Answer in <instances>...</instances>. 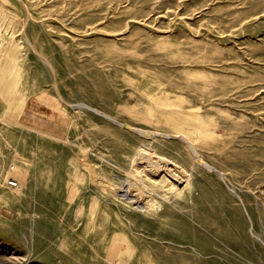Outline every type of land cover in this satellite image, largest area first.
Wrapping results in <instances>:
<instances>
[{
    "label": "rangeland",
    "instance_id": "obj_1",
    "mask_svg": "<svg viewBox=\"0 0 264 264\" xmlns=\"http://www.w3.org/2000/svg\"><path fill=\"white\" fill-rule=\"evenodd\" d=\"M0 264H264V0H0Z\"/></svg>",
    "mask_w": 264,
    "mask_h": 264
},
{
    "label": "bare ground",
    "instance_id": "obj_2",
    "mask_svg": "<svg viewBox=\"0 0 264 264\" xmlns=\"http://www.w3.org/2000/svg\"><path fill=\"white\" fill-rule=\"evenodd\" d=\"M15 80V82H14V84H13V89H12V96H11V98H10V104H13V108H14V113H16L17 111H18V113L20 114L21 113V111L23 110V108H24V105L26 104V100H27V98L28 97H25L24 95H22V93L21 92H18V91H16V79H14ZM18 83V82H17ZM11 84V83H10ZM158 91V90H157ZM163 92V91H162ZM155 97V96H154ZM154 97H151V99H154ZM182 97V96H181ZM180 97V98H181ZM178 99V98H177ZM182 99V98H181ZM177 101V100H176ZM171 102V101H170ZM174 102V101H173ZM172 103V102H171ZM175 103V102H174ZM177 103V102H176ZM179 103V102H178ZM169 104L170 103H166L165 105L168 107L169 106ZM164 107V109H165V106H163ZM173 107V106H172ZM175 107H177V106H175ZM178 108V107H177ZM12 109V108H11ZM172 109V108H171ZM181 109V108H180ZM179 110V109H178ZM181 111V110H180ZM163 112V113H162ZM161 113L162 114H164V113H166V114H171L172 112L171 111H167V110H165V111H161ZM175 113V112H174ZM183 113V112H182ZM18 114V115H19ZM188 114V113H187ZM14 115H16V114H14ZM18 115H16V116H18ZM177 115V114H176ZM178 115H180L179 113H178ZM167 117V116H166ZM174 117V116H173ZM172 117V118H173ZM179 117V116H178ZM190 117V116H189ZM5 118V117H4ZM17 118V117H16ZM12 119V118H11ZM169 119V118H168ZM180 119V118H179ZM18 120V119H17ZM16 120V121H17ZM170 120V119H169ZM173 121H174V119H173ZM187 121V120H186ZM189 121V120H188ZM184 122V121H183ZM190 122V121H189ZM194 122L195 123H191L192 125H194L193 127H191L194 131L196 130V129H200L201 130V128L202 127H204V122L202 121H200V118L199 117H196L195 118V120H194ZM187 123V122H186ZM185 123V124H186ZM19 124V123H18ZM21 124H23V122L21 123ZM23 126H25V124L23 125ZM27 126V125H26ZM26 126H25V128H26ZM31 126V125H30ZM183 126V125H182ZM186 126V125H185ZM29 127V126H28ZM31 128V127H30ZM34 128V127H33ZM200 130H198L199 132H201ZM34 131V130H33ZM40 131V133L42 132V133H44V134H46V135H48V136H54V135H52V134H50V133H48V132H43V131H41V130H39ZM38 131V132H39ZM144 132V131H143ZM187 133V132H186ZM189 133V132H188ZM195 133H196V131H195ZM152 134V133H151ZM198 134V133H197ZM152 135H156V134H152ZM201 135V134H200ZM56 136V135H55ZM55 136H54V138H55ZM147 136V135H146ZM148 137H150L149 135H148ZM153 138V137H152ZM58 139V138H57ZM138 151V150H137ZM144 151V150H143ZM141 153V152H140ZM141 156V155H140ZM136 157V156H135ZM142 157H144V155L142 156ZM157 157H159V156H157ZM141 158V157H140ZM142 159V158H141ZM147 160H148V158H147ZM158 160V159H157ZM157 160H156V162H157ZM138 161V160H137ZM136 161V162H137ZM142 161V160H141ZM160 161V160H159ZM134 162H135V160H134ZM161 162H162V164H163V162L164 161H162V157H161ZM86 165H88V167L89 166H91V163H88V162H84ZM133 163V162H132ZM142 163V162H141ZM170 164V163H169ZM168 163H165V164H163V165H157L156 164V166H154V167H152V169L153 170H151L150 169V172H152V175H147L148 176V178L150 179V180H153V181H155V182H157V181H159L158 180V178H154L153 177V175H155V173H156V171H158V170H160V172H161V170H164L165 171V174L167 175L163 180H164V182H166V184H168L169 185V187H174V183H172L171 182V180H170V178L172 177V176H174V178H175V176H179V175H182V168H180V167H177V166H175V164H173V166L171 165H169ZM137 165V164H136ZM135 165V166H136ZM141 165V164H140ZM155 165V164H154ZM167 166V167H166ZM142 167H143V165H142ZM141 167V168H142ZM144 168H145V166H144ZM149 169V168H148ZM121 170V169H120ZM137 170V169H136ZM143 170V169H142ZM138 171V170H137ZM185 171V170H184ZM140 172V171H139ZM142 173V172H141ZM162 173V172H161ZM185 173V172H184ZM142 174H145V172L144 173H142ZM146 174H148V173H146ZM157 174V173H156ZM187 174V173H186ZM185 174V175H186ZM141 174H139V176H140ZM161 176V175H160ZM159 176V177H160ZM144 177H146V176H144ZM180 177V176H179ZM182 178H183V176H181ZM188 177V176H187ZM173 178V177H172ZM178 179V178H177ZM129 180V179H128ZM162 180V179H161ZM96 181H97V183H98V185L101 187V188H103L104 190H107V191H109V192H115L116 191V189H117V187L119 186H117V184H115V183H113L112 181H110V180H108V179H106V178H104V177H96ZM130 181V180H129ZM148 181V180H147ZM126 182H128L127 180H126ZM160 182V181H159ZM164 182H163V184H164ZM178 182V181H177ZM122 183V182H121ZM160 184V183H159ZM178 184V183H177ZM140 185V184H139ZM145 185V184H144ZM152 185V184H151ZM123 186V185H122ZM146 186V185H145ZM144 186V187H145ZM154 186V185H153ZM153 186H151V188L153 187ZM131 184H128L127 183V185H125L124 186V188H123V196L124 195H126V196H128V198H130V199H132V201L133 202H139L140 201V199L142 198V196L144 195V193H143V189L141 190V188L140 187H138V186H136L135 187V189H133V190H131ZM134 187V186H133ZM147 187V186H146ZM160 187V186H159ZM165 187V186H164ZM143 188V187H142ZM150 188V189H151ZM156 188V187H155ZM168 188V187H167ZM147 190V189H146ZM169 190H170V188H169ZM148 191H150V190H148ZM151 192V191H150ZM161 192V191H160ZM163 195V194H162ZM120 196H122V195H120ZM125 197V196H124ZM146 197V196H145ZM151 198V197H150ZM145 200V199H144ZM129 202H131V201H129ZM147 202V206H149V205H152V202H150V200L148 201H146ZM142 203V202H141ZM153 204H154V202H153ZM123 240V238L122 237H120V236H114V239H113V248H115V249H117V250H119V249H121L122 248V243L121 242H124V241H122Z\"/></svg>",
    "mask_w": 264,
    "mask_h": 264
},
{
    "label": "built area",
    "instance_id": "obj_3",
    "mask_svg": "<svg viewBox=\"0 0 264 264\" xmlns=\"http://www.w3.org/2000/svg\"><path fill=\"white\" fill-rule=\"evenodd\" d=\"M9 183L12 184V185H14V184H16V180H14V179H10V180H9Z\"/></svg>",
    "mask_w": 264,
    "mask_h": 264
}]
</instances>
